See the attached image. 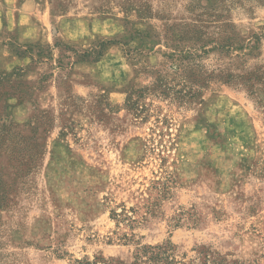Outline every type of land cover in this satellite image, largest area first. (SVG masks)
<instances>
[{
  "label": "rangeland",
  "instance_id": "374dc122",
  "mask_svg": "<svg viewBox=\"0 0 264 264\" xmlns=\"http://www.w3.org/2000/svg\"><path fill=\"white\" fill-rule=\"evenodd\" d=\"M263 2L0 0V264L165 243L185 261L204 246L264 264ZM195 39L234 48L197 58L215 75L178 103L189 84L169 57ZM220 72L258 77L251 89ZM18 134L33 145L20 173ZM122 206L131 229L110 218Z\"/></svg>",
  "mask_w": 264,
  "mask_h": 264
},
{
  "label": "trees",
  "instance_id": "16d2710c",
  "mask_svg": "<svg viewBox=\"0 0 264 264\" xmlns=\"http://www.w3.org/2000/svg\"><path fill=\"white\" fill-rule=\"evenodd\" d=\"M220 2L219 7H225V3L228 4V10L229 5L239 4L240 2H243L244 0H218ZM257 2H260L261 0H256ZM264 1V0H263ZM264 3V2H263ZM213 10V7L210 8ZM225 25V26H224ZM223 27L232 30L231 25L224 24ZM189 27V26H188ZM192 32H197L194 30V27H189ZM109 43V42H108ZM105 43H101L99 46H104ZM192 48H187L185 51H177V53L172 54L170 59V69L174 71L175 74H178L183 83H188L187 91H176L178 95L183 93V96H176L173 98V100H177L178 103H188L196 99L198 96L196 87L203 81L202 76L204 78H211L213 73H208L206 71H203L202 67L197 63V58H200L201 55H206L209 52L212 51H221L229 53L233 50L234 45L231 43V41L228 39L224 44H221L219 42H214L213 45H211L212 49H208L205 44H203L202 40L195 39V43ZM175 50V49H174ZM189 73V74H188ZM220 77L222 80L225 81L226 84L231 83V80L238 81L239 79L241 81V85L247 86L248 88L253 89L254 81L257 80L258 73L248 74L245 72V74L241 76H234L230 73L226 72H220ZM158 85L162 89L160 92L162 95H165L166 92L170 91V88L167 86V83H165L164 78H159ZM144 90H138L137 93L139 95L136 97L135 100H132V98L129 99L131 102V107L134 108L137 106L138 99H141L143 96H140L143 94ZM251 92V91H250ZM252 93V92H251ZM163 98H166L168 96H161ZM36 121L39 122L38 117L36 118ZM8 127L3 124L2 131L3 135L0 138V142H2L5 139V136L8 134ZM14 149H15V157L14 162L16 163L17 172H22V168L26 165V162L28 159L32 157V149L33 145L29 142L27 138L22 136L21 134L17 135L16 141H14ZM132 212L131 210H129ZM124 206L121 207L120 212H111L110 218L116 223V226L123 224L126 225L128 228H132L133 225L136 223L135 220H133L132 216H129ZM134 235L130 234H123L120 240L124 241V243H129L133 241ZM219 255L215 252H212L211 249L207 247H200L197 250H195V258L190 261H185V255L179 254L176 246H174L171 243H165L161 245L156 246H140L137 245L131 258L129 260H121L119 258H111V257H104L103 255H93L92 257L85 256L81 259H74L70 262V264H235V263H227L225 260L218 257Z\"/></svg>",
  "mask_w": 264,
  "mask_h": 264
}]
</instances>
